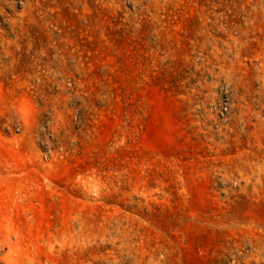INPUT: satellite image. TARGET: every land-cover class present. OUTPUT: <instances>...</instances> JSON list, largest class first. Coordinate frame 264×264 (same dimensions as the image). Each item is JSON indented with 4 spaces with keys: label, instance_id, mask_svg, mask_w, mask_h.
<instances>
[{
    "label": "rangeland",
    "instance_id": "obj_1",
    "mask_svg": "<svg viewBox=\"0 0 264 264\" xmlns=\"http://www.w3.org/2000/svg\"><path fill=\"white\" fill-rule=\"evenodd\" d=\"M0 264H264V0H0Z\"/></svg>",
    "mask_w": 264,
    "mask_h": 264
}]
</instances>
